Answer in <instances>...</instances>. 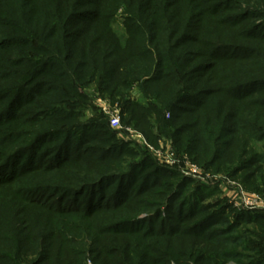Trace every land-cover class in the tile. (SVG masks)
Here are the masks:
<instances>
[{
	"label": "trees",
	"instance_id": "trees-1",
	"mask_svg": "<svg viewBox=\"0 0 264 264\" xmlns=\"http://www.w3.org/2000/svg\"><path fill=\"white\" fill-rule=\"evenodd\" d=\"M80 1L0 7V51L17 55L11 69L0 64V264H264V209L204 202L216 188L158 164L103 116L81 120L83 88L96 83L122 124L152 144L171 139L178 153L264 197V10L255 7L264 1L165 0L158 15L132 0L140 14L124 16L121 34L102 4ZM70 166L83 172L75 185L3 191ZM154 188L157 200L141 198ZM22 204L50 216L19 219ZM75 214L80 222L52 219Z\"/></svg>",
	"mask_w": 264,
	"mask_h": 264
},
{
	"label": "rangeland",
	"instance_id": "rangeland-1",
	"mask_svg": "<svg viewBox=\"0 0 264 264\" xmlns=\"http://www.w3.org/2000/svg\"><path fill=\"white\" fill-rule=\"evenodd\" d=\"M16 1H19V0H0V7H3V6L8 7L9 2L14 3ZM44 1L45 0H38V2H44ZM68 1L70 2L72 0H68ZM131 1L132 0H81L79 2L80 3L79 6L81 7L80 9H96L97 4H98V6L100 4H102V6H103L102 12L114 14V20L111 21L110 26L113 29H115L117 31V33L121 34L124 31V24H123L124 16H126L127 14H130V15H132L138 19V17H139L138 15L140 14L139 11H136V13L131 12L133 7H134V4L132 5ZM145 1H147V4L149 3V5L152 6V8H153V6L156 8H160V10H158V12L155 10L156 14H158V15L163 14L162 8L165 6L164 5L165 0H142L141 3L144 4ZM241 1H242L241 7H247V6L250 7L254 4L253 3L254 1H252V5L248 4L246 2L247 0H241ZM27 2L30 3V8H32L34 6L33 0H27ZM184 3L185 2L181 3V5L183 4V6L185 7L186 4H184ZM23 4H25V3H23ZM137 6H138V4L136 5V7ZM255 7L264 10V2L262 4L261 3L255 4ZM129 10H130V12H129ZM229 13L230 12H222V14H219V15L220 16L228 15ZM26 15H27V17H30L31 19H36L37 15H38V11H37V9H29L28 11L26 9V12L22 16H26ZM167 15H170V12ZM17 16H19V13ZM254 20L260 21L259 18H256ZM85 23H86V21H82L80 23L73 24L70 28L71 29L83 28L85 26ZM160 23H162V22H160ZM241 25H237L236 27L231 29V31L234 33L235 31L240 30L242 27ZM36 29H39V25H36ZM3 37L4 36L0 35V40ZM21 49L22 50L24 49L23 51H26L25 48H21ZM15 59H17V55H14L13 53L10 54V53H5L3 51H0V64L7 65L9 67V69H11L9 61H14ZM2 75H3V70L0 69V77H2ZM83 91L87 95V102L88 103L85 104V108L83 110H81L82 111L81 112V120L82 121H88V120L92 119L93 117H95V115L103 116V119L106 121V120H108V114H106L102 108L106 107L108 110L118 108L119 112H120V126L121 127L111 128L113 130H116L117 136L120 139H122L126 142H129L131 145H138V146H141L143 148H146L151 153V155L155 158V161L158 164L169 166L171 168H176L179 171L181 176L191 178L194 181V183H200V184L207 185L209 187L216 188L217 191L215 193H213L212 195H210V197L207 198L204 202L216 201L218 199L225 198L231 204L230 201L235 202L239 198L240 194H238V191L240 188L243 189V192H245V193H254V192H249V191L245 190V187H243L241 185V181H240L241 179L239 178V176L234 177V178H229L227 176L226 172L213 171L212 168L207 169L204 166L193 162L186 153H184V154L178 153L176 151V149L174 148V146L171 142V139H169L167 137H160L157 139L155 144H152L146 139V137L144 136V134L141 131L137 130L136 128H134L131 125L122 124V122H121V111H120V107H119L118 103L112 102V100L109 97H107L105 94H100L99 91L97 90L96 83H91V84L85 86L83 88ZM132 93H133L132 95H135L137 92H136V90H133ZM4 128H5L4 126L0 127V129H4ZM128 130H132L134 132V134H135L134 138L130 137V133ZM138 134H140V137L137 136ZM141 137H142V139H141ZM166 159L169 161L172 159V161L174 163H172V164L166 163L165 162ZM185 162H189V164L192 163L191 165L196 167L197 174H195L194 176L193 175H184L182 171H188V169L190 167ZM82 173L83 172H81V170H75V168H73L72 166L64 167L63 170L53 174V176H43V174H39V173L37 174V173L33 172V173H29L27 175L20 177L18 179L17 183L11 185V188H5L3 191L7 192V193H13L14 194L15 191L18 190V188H20L26 184L42 185V184H46V183L59 184L61 182H65L68 184L75 185L74 183H77L75 181H79L78 178L84 179V177H82L80 175ZM159 181H162V180H159ZM166 184L168 185L169 182H167ZM156 189H158V188H154L152 190H149L147 193L143 194L141 196V198L142 199L144 198L146 201H150V200L152 201V199L157 200L158 197H152V196H155L154 192ZM40 193L41 192H39L37 194V197H40V199L43 200L45 198V195L43 193H41V194ZM254 194L258 195L260 198H262L264 200L263 196H261L257 193H254ZM22 205H25V206L23 208L21 206H19L21 209L19 211V214L17 215V218H19V219H22L23 217H25V219H29L30 221L31 220L42 221V220H44L50 216V214H48L45 211V209H42V207L39 208L38 206H35L32 204H22ZM234 208L243 209V207H234ZM146 211L141 209V210H139V213L141 215H145L147 213ZM78 216L79 215H77V214L70 215V216H68V215L52 216V219H54V220L58 219V222H61V221L80 222V220H79L80 217H78ZM96 217L101 218V220L103 218H107V219L110 218L106 214H104L103 212L98 213V214L96 213ZM81 222L83 223V220ZM98 223H100V222H98ZM228 264H231V263H228Z\"/></svg>",
	"mask_w": 264,
	"mask_h": 264
},
{
	"label": "built area",
	"instance_id": "built-area-1",
	"mask_svg": "<svg viewBox=\"0 0 264 264\" xmlns=\"http://www.w3.org/2000/svg\"><path fill=\"white\" fill-rule=\"evenodd\" d=\"M103 111L108 114V123L111 128H119L120 126V112L118 108H114L112 110H108L106 107L102 108ZM130 133V137L134 138L135 134L132 130H128ZM133 133V134H132ZM137 136L140 137V134ZM142 139V137H141ZM174 159V158H173ZM166 163H174L172 159L165 160ZM187 165H189L188 171H182L184 175H195L197 174L196 167L189 164V162H185ZM238 194H240L239 198L234 202L230 201L233 207H243L245 209H264V200L260 198L258 195L254 193H245L243 192V189H239Z\"/></svg>",
	"mask_w": 264,
	"mask_h": 264
}]
</instances>
